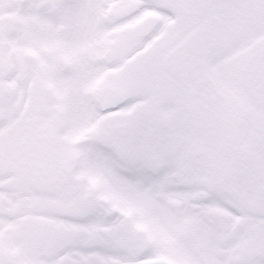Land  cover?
Segmentation results:
<instances>
[{"label":"bare ground","instance_id":"bare-ground-1","mask_svg":"<svg viewBox=\"0 0 264 264\" xmlns=\"http://www.w3.org/2000/svg\"><path fill=\"white\" fill-rule=\"evenodd\" d=\"M4 1L0 0V17L12 14L18 19V25L0 50V65H7L8 54L12 53L16 60L24 59L36 67L35 81L31 82L34 90L29 95L36 98L39 93L40 101L49 105L42 108L37 104L34 110L51 118L56 112L64 114V123L55 128L56 137L69 141L80 156V164L71 177L73 186L84 192L95 187L112 206L129 215L135 226L144 228L156 240L160 252L178 264H236L243 248L264 245V223L258 218L264 215V148L260 156L244 153L237 147L232 123L223 121L207 126L182 116L180 121L169 123L176 115L162 110L158 117L165 124L157 123L152 116L138 122L134 131V154L129 159L97 139L111 124L107 121L109 116L132 112L135 107L131 103L117 110H100L94 98L97 84L111 71L119 72L127 80L120 73L125 63L110 66L100 58L113 34L125 26L135 24L150 13L161 14L165 21L172 19L170 13L161 9L160 0H142L146 5L139 14L115 24L106 16L114 4L123 0H50L47 6L39 5L40 0H19L10 10L4 7ZM259 2L264 5V0ZM259 24L263 25L261 15L251 26ZM162 32L163 28L147 41L144 49ZM9 82L21 86L16 76H11ZM24 94L25 91L18 102H24ZM251 100L264 109L263 93ZM6 132V126L0 125V135ZM150 155L156 161L168 162L167 168L158 175L143 164L149 162ZM175 170L185 174L186 183L194 184L193 187L181 188ZM4 182L0 179V184ZM8 183L9 186L0 185V205L4 202L0 208L3 264L15 254L17 264H57L59 252L52 247L55 238L41 241L43 232L32 229L28 212L20 211L21 203L28 202L32 196L15 199L13 189L19 195L23 191L14 187L13 180ZM198 196L206 199L199 201ZM67 197L68 201L72 200V192ZM231 197L233 209L230 210L224 201ZM175 202L184 205L178 209ZM35 203L34 209L38 207ZM41 204L39 213L43 217L35 219L49 223L47 218L54 219L50 216L53 212L60 214V202L51 200ZM221 209L228 211L233 220L229 221ZM236 210L245 214L242 216ZM60 215L59 222L69 227L89 231L113 228V221H103L98 216L79 222ZM34 223L39 227L41 221ZM233 232L237 235L228 240ZM88 253L83 251L85 256ZM100 253L104 255L103 251ZM255 264H264V261Z\"/></svg>","mask_w":264,"mask_h":264},{"label":"flooded vegetation","instance_id":"flooded-vegetation-1","mask_svg":"<svg viewBox=\"0 0 264 264\" xmlns=\"http://www.w3.org/2000/svg\"><path fill=\"white\" fill-rule=\"evenodd\" d=\"M18 1L19 0L4 1V4L7 5L6 9L10 10L13 8L14 5L18 3ZM49 4L50 0H40L39 2V5L43 6H47ZM188 6L193 9L195 8V5H192L191 3H188ZM259 6V14L262 16L264 15V5ZM177 17V31L175 36L166 40L160 47L151 51L147 57L146 61H149L151 74L145 83H143V86L148 87L150 90L148 98L152 101V103L156 100H173L177 108L175 110L176 112H186L189 118H196L198 121H200V123H203L207 126V123L218 124L232 116L233 113L242 114L243 111H247L248 109L245 108L244 103L241 100L242 98L235 97V95L239 96V93L237 91L238 88L234 85V82L236 81L240 87L245 88L252 87L254 84H258L259 86L264 84V55L261 52V49L264 47V38L259 40L257 43H252L240 48H237V46L234 44H230L224 51L218 52L210 58L212 71L219 79L221 88L227 93L229 97L228 103L221 105L216 110H210L202 103L189 100L183 87L173 81L167 74H164L159 70V64L163 55L171 47L175 46L183 37H185L190 28L197 26L203 21V19L198 18L197 15H195L193 19L194 24L189 19H185L180 16ZM4 18L5 20L8 19L9 23L7 21L1 20L0 22L3 23V28H0V30L2 29V32H6L5 36L7 38L11 31L13 32L16 30L18 19L9 13H6ZM233 30L235 36L234 23ZM3 42H5L4 39L1 41L0 50L4 46V44H2ZM16 62L17 64L14 65L13 61L10 60L8 61L7 65H4L3 63L0 65V94L9 95L10 88L15 87L18 89L17 96L10 97L8 102L0 99L6 105H8L7 107H4V109L8 108L9 110L12 108L15 112H0V125L6 126L7 132L5 135L6 137H11L14 148L10 160L6 159L3 163L1 161L0 163L3 165V167L5 166L6 169L13 168L14 174L17 175L20 173L25 179L28 178V180L33 182L32 184L37 189L39 188L41 191H46L47 187H56V184L59 183V179L67 175L68 169H71L72 163L73 168L74 164H80V158L77 155L78 160L75 159L74 161L64 165L66 161L59 159L58 154L55 151H52L42 145L45 140L49 139V135H37V131L35 132V135L32 133L34 130H36V128L39 132V125L45 124L47 121L46 118L51 120L49 128H52V130L55 132L56 125H62L64 123L65 116L64 114H58L54 118H51L49 115L44 114L43 112H36L34 110L35 105H37L41 100L40 94H38L39 97L36 98L30 97L29 95V92L34 90V87L31 86V82L35 81L37 75L36 67H32V63L26 60H16ZM25 74L28 75L29 80L31 79L30 90L27 89L29 82L25 78ZM11 76H16L18 80L17 83L21 85L20 88L19 86L9 82ZM23 91H25L23 96L24 102H18L17 100L20 99ZM25 100H28V102H25ZM16 103H22V107H19ZM38 105L42 106V108H47L49 103L40 102ZM159 108L163 109L162 105H160ZM145 112L146 109L143 110V108H136L131 114H129V118L139 120L142 118V113L144 114ZM33 113L39 114L33 115ZM54 139H56L58 143L59 141L60 143H66L67 147H70L71 152H76L74 146L69 141L63 142L62 140L58 139L56 135L54 136ZM97 139L99 142L111 146L113 151L119 156H125L124 158L126 159L133 157L131 143L129 141H122L111 136L107 129L100 132L97 135ZM238 147L253 156L255 154L260 156V152H262L264 148V128H262L261 125L257 123V129L253 139L246 143L242 141ZM148 159L149 162L145 161V164L148 166V168L155 171L153 174H160L158 171L159 166L156 164L153 156H148ZM39 164L43 166L44 173L40 169L41 165ZM2 173L3 171H1V174ZM14 174L11 172V178H13L15 181V187H18L16 181L17 176ZM35 182H38V187ZM180 184L186 187H193L192 185H194L187 184L186 182L182 181ZM51 192L56 193L57 190L52 189ZM14 194L18 199L17 196L20 195L17 193L16 189L14 190ZM78 194L81 193L76 192L75 199L77 198ZM97 194L102 202L107 204V210H104L103 212L102 210L100 212H95L93 215H82L80 219L88 220L98 216L101 220H110L113 221L114 224L116 217H121L119 222L116 221V227L109 230V234L114 235V238L109 240L103 234L104 229L98 228L94 229L93 231L86 230V235L64 237V241H60L55 245V247H57V251L59 252V264H178L170 260L166 254L158 250L156 240L152 237H149L148 232H146V237L143 238L148 252L139 253L137 251H124V249L120 246V243L123 240L121 228L126 224H129L130 228L133 229H140L141 227L135 226V224L132 223L133 220L129 215L124 214L120 208L113 207L105 198L100 196L98 190ZM206 198H209V195H206ZM206 198L203 199L202 196H198L197 200L203 201ZM34 202L35 201H33V203ZM183 205V202H175V206L178 209ZM105 213L106 215H104ZM226 235H229L228 230ZM231 237L232 236L228 237V240H230ZM84 250L89 251L86 256L83 254ZM261 250L264 252V245ZM102 251L104 252V255L100 253ZM262 261H264V259L260 260L259 262Z\"/></svg>","mask_w":264,"mask_h":264},{"label":"rangeland","instance_id":"rangeland-1","mask_svg":"<svg viewBox=\"0 0 264 264\" xmlns=\"http://www.w3.org/2000/svg\"><path fill=\"white\" fill-rule=\"evenodd\" d=\"M162 2V7L161 9L163 11H166L172 15V19L168 21H164L163 25V32L156 37L152 44L145 48L143 46L137 47V50L134 52L135 56L132 58V60H129V58L121 63H125L124 70L120 71L123 72L127 80L125 81L126 83H138V84H143L147 80V78L151 74V67L149 65V61L147 60V57L149 53L156 48L160 47L164 42L173 36H175V33L177 31V21L178 18H176V14L174 12L176 8V4L178 2H189L193 3V0H160ZM119 3V2H118ZM145 3V2H144ZM214 4L217 6H222L225 8V10L228 12V18L230 23H234L235 26V37L232 41V44L236 45L237 48L244 47L246 45H250L252 43H256L259 40H262L264 38V15H262L263 18V25H255L254 27L251 26V22L253 20H258L259 17V9L262 4H260L259 0H214ZM146 5V3H145ZM5 8L7 5L4 6ZM3 19V21H7L9 23V20L4 18V16L0 17ZM107 18V17H106ZM194 16L190 18L191 22L194 24ZM109 20V19H108ZM111 23L112 21L109 20ZM0 28H3V23L0 22ZM113 24V23H112ZM12 32V31H11ZM116 31L113 34V37H115ZM6 32H2V29L0 30V41L4 39L6 42ZM4 36V37H3ZM8 61H13V64L16 65V58L12 57V53L10 55L8 54ZM119 73V72H117ZM111 74V73H110ZM34 77V76H33ZM25 78L28 80V87L27 89L30 90V82L31 79L29 80V77L27 74H25ZM24 81V80H23ZM234 85L238 88V93L239 96L236 95L238 98H242V102L244 103L245 108H247V111H243L242 114L239 113H233L232 116L228 117L226 121L232 123V128L233 132L237 136V147L243 142H249L253 139V136L256 132L257 129V123L261 125L262 128H264V109L256 106L255 103L251 100V98H257L260 93L264 94V84L263 85H258L254 84L252 87H240L238 83L235 81ZM17 88H10V93L9 95H3L0 94V99L3 101L8 102L10 97H16L17 96ZM39 94V93H38ZM39 97V96H38ZM0 100V112H11L15 113L12 108L8 110L4 109V107H7L3 101ZM163 104L166 112L173 113L176 115V118L169 120L168 122L171 123L173 121H180L178 119L180 116L187 115L186 112H176L175 110L177 109L174 102L172 100L165 99ZM163 101L158 102L157 100L152 103V101L149 98H145L143 100H137L133 102L135 104L136 108H144L147 110V115L152 116V118H156V122L160 124H165V121L159 118V110H157L159 104L161 105ZM38 102V99H37ZM41 101H39L38 104H40ZM18 104L19 107H22V103H16ZM39 113H33V115H38ZM145 115V114H144ZM148 116V117H149ZM186 117V116H185ZM129 118V114L127 112H119L116 114H113L109 116L107 121L109 123H114V122H120L125 119ZM187 119V118H184ZM46 123L45 124H40L39 125V132L36 128L32 133L35 135V132L37 131V135H43V134H48L49 139L45 140L43 142V146L47 147L48 149L55 151L58 154L59 159H63L65 162L64 165L67 163L74 161L75 159L78 160L77 158V153L71 152L70 147H67L66 143H59L57 142L56 139H54V136L56 135V132L52 130V128H49V124L51 123V120L46 118ZM158 120V121H157ZM140 124V123H139ZM208 126H215V123H207ZM138 125V123H137ZM136 125V126H137ZM59 124L56 125L58 127ZM8 127V126H7ZM44 136V135H43ZM53 138V139H52ZM63 142H67L66 140H62ZM102 143V142H101ZM240 143V144H239ZM103 145H106L103 143ZM239 148V147H238ZM240 149V148H239ZM13 140L11 137H6L5 134L0 135V161L3 163L6 159L10 160V157L13 154ZM242 150V149H241ZM244 153H246L245 150H242ZM125 157V156H122ZM131 157V156H127ZM161 161L166 162V160L161 159ZM155 162L159 165V163L155 160ZM14 165V164H13ZM73 163L71 165V169H68V173L66 176L61 177L59 179V183L56 184V187H47L46 191H41L39 188L37 189L32 183V181L27 180L24 178V176L20 173L17 175L14 174V169L7 168L0 163V171L3 172H11L17 176V186L20 188L22 194L17 197H26L28 194L32 196L31 200L27 202V200H24L21 203L20 206V211L23 213V210L26 212H31V215L33 217H43L42 213H39L42 211V204L41 203H46L47 201H55V202H60L61 203V209L58 211V214H63L64 217L71 220H78L82 215H93L95 212H102L104 210H107V204H104L102 200L99 198L97 194L96 188H92L87 190L86 192L83 191L81 194L77 195V198L73 200L72 202L68 201L67 195L72 192L73 198L76 197V190L73 188V185L71 184V177L75 169L79 166V164H74V168L72 167ZM73 168V169H72ZM161 168V167H160ZM162 169V168H161ZM30 181V182H29ZM37 187H38V182H35ZM30 186V189L28 188ZM55 189L57 190L56 193H52L51 190ZM62 189V190H59ZM59 190V192H58ZM87 198V199H86ZM232 199L233 198H229ZM33 201H35L38 205L34 209V204ZM4 206V202L1 203L0 208ZM57 208V206H56ZM29 209V210H27ZM237 211V210H236ZM56 212V211H55ZM53 212V214L55 213ZM240 215H244V212L237 211ZM59 214V215H60ZM117 214V213H115ZM106 215V213L104 214ZM225 215V213H224ZM61 216V215H60ZM63 217V216H62ZM105 217V216H104ZM247 217H250L247 215ZM263 218L264 223V215L261 216ZM82 220V219H81ZM121 220V217H116V220H114L113 228L116 227L117 222ZM229 221H232V216H229L228 218ZM261 220V221H262ZM39 227L37 223L34 222H40ZM24 221H21L20 224H23ZM28 225V224H27ZM22 227V231L26 229V226ZM30 225L34 228L32 229H37L39 232H43L41 235V241L42 240H51L55 238V242L53 244L52 242V247L53 249L57 250V247H55L56 243H59L60 241H64V237H71V236H82L86 235L85 229L83 228H70L62 224L61 226L55 225L53 222L52 223H44L40 219H31ZM38 227V228H37ZM18 231V230H16ZM52 235V236H51ZM13 245L15 244L14 242L12 243ZM2 256L0 255V264H3ZM6 264H17V255L15 254L14 257L6 262ZM59 264V262L57 263Z\"/></svg>","mask_w":264,"mask_h":264},{"label":"water","instance_id":"water-1","mask_svg":"<svg viewBox=\"0 0 264 264\" xmlns=\"http://www.w3.org/2000/svg\"><path fill=\"white\" fill-rule=\"evenodd\" d=\"M200 4V16L204 21L189 31L179 43L171 48L160 62V70L168 74L173 80L183 85L190 99L200 101L211 109H216L227 101V96L220 88L218 79L213 75L209 58L217 52L223 51L229 45L233 31L227 21L223 9L213 7L211 3ZM145 7L141 0H130L116 4L109 9L107 18L113 23L128 19L140 13ZM178 13L185 18L192 15L184 4H179ZM163 19L159 14H149L135 24L117 32L116 37L109 43L100 60L113 65L127 59L136 47L144 44L161 28ZM149 93L148 88L139 85L126 84L117 76L105 78L95 89V101L102 111L119 109L135 100L142 99ZM135 121H126L110 126L109 131L117 139L128 141L131 139ZM41 165V164H39ZM40 169L44 173L41 165ZM112 240L114 235L103 231ZM123 240L120 246L125 251L147 252L144 233L133 230L129 224L121 228ZM264 257L258 247H247L236 259L238 264H254Z\"/></svg>","mask_w":264,"mask_h":264}]
</instances>
